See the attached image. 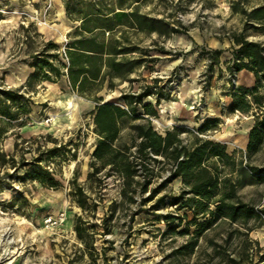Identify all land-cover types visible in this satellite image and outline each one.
<instances>
[{"label":"rangeland","instance_id":"374dc122","mask_svg":"<svg viewBox=\"0 0 264 264\" xmlns=\"http://www.w3.org/2000/svg\"><path fill=\"white\" fill-rule=\"evenodd\" d=\"M100 1L116 11L136 9L159 19L155 26L163 33L136 31L127 25L103 32L99 39H117L121 45L137 47L126 58L143 54L145 60L127 76L112 79L109 88L105 79L90 93H78L68 85L64 52L80 22L66 15L64 0H0V89H19L22 103L30 108L28 115L7 127L0 149L16 162L21 156L32 163L41 157V166L57 181L49 187L19 177L22 169L8 176L13 169L0 168V264H216L217 260L210 258L209 239L222 245L224 254L239 256L242 237L231 234L234 226L227 222L204 233L194 253H174L194 231L191 226L188 234H165L163 214L181 217L177 231L190 219L188 212L184 219V210H177L171 202L181 191L180 179L171 180L151 200L141 202L169 174V165L158 157L160 162H151L153 175L147 190L136 192L133 201L123 197L122 179L110 172L109 166L95 162L97 172L91 167V152L98 138L91 112L103 102L124 107L121 94H136L150 85L155 94L142 102L155 105L156 117L148 118L153 129L161 135L175 126L188 129L181 134L183 143L188 144L197 128L194 123L213 103L221 115L219 123L201 136L229 143L226 150L234 156L235 165L231 173L229 166L222 168V175L239 180L236 193L242 201L264 209V181L240 174L247 165H264V145L248 157L246 148H238L233 140L254 121L255 113H230L226 105L238 86L236 75L228 69L235 39L243 37L264 50V22L251 16L252 9L264 5V0ZM170 29L186 30V34ZM48 41L56 44L48 52L56 53L53 64L65 75L56 78L49 73L50 80H45L39 73L28 83L34 69L30 56ZM215 49L222 51L218 63L207 54ZM96 96L102 100L97 101ZM137 123L143 121H123L115 143L132 146L131 125ZM49 149L54 152L46 153ZM75 185L85 193V208L72 194ZM162 195L164 201L153 209ZM170 223L179 222L174 219ZM250 225L249 238L264 247V217Z\"/></svg>","mask_w":264,"mask_h":264},{"label":"trees","instance_id":"16d2710c","mask_svg":"<svg viewBox=\"0 0 264 264\" xmlns=\"http://www.w3.org/2000/svg\"><path fill=\"white\" fill-rule=\"evenodd\" d=\"M100 0H64L66 15L79 21L80 25L74 28V38L66 44L64 52L67 59L66 77L70 89L78 93H90L92 87L100 81L107 79L108 88L112 86V79H121L132 73L142 65L145 60L143 54L137 58H126L137 50L135 45H121L117 39H99L103 32L112 31L116 26L127 25L136 31L163 32L155 26L159 19L139 14L136 9L125 12L122 8L104 7ZM254 20L264 22V5L251 11ZM172 33L186 34V30L170 29ZM233 56L228 64L232 76L240 70L252 73L255 83L252 87L238 85L229 95L231 103L227 106L229 112L240 113L254 112L255 118L248 131L246 153L248 157L259 151L264 145V50L256 42L248 41L243 37L235 39ZM55 49L56 44L48 41L43 48L30 56V66L33 69L28 76V83L39 73L43 79L50 80L49 73L56 78L65 75L59 67L53 64L52 58L56 53H49ZM208 56L218 63L222 54L215 49L207 52ZM157 79H154L156 82ZM155 93L150 85H145L138 93H123L120 96L124 107L110 102L98 103L92 110L95 132L98 135L91 152V167L97 172L99 167L109 166L110 172L122 179L121 195L134 200V194L142 193L151 184L153 169L151 162H160L163 158L169 165V174L157 186L149 191L148 197L141 202L149 201L171 180L179 178L182 187L177 196L172 198V204L177 205V210H184L183 218L190 219L184 228L177 231V226L182 222L180 216L170 213L162 215L167 223L165 234H188L190 227H194L193 235L182 245L174 250L178 254H192L198 246V240L204 233L214 227L227 222L234 228L231 234L242 237V251L239 256L223 253L222 245L212 239L208 240L211 247V260L216 264H264V247L249 238L252 231L250 223L264 217V209H255L254 206L242 201L237 193L238 179L222 175V168L229 166L231 172L235 165L234 156L227 152L226 145L206 138L203 135L219 123L217 118L205 119L190 135V142L184 144L181 134L188 129L175 126L165 131L163 135L157 133L149 117H156L155 105L151 102H142L144 98ZM23 95L19 89H0V138L5 135L7 127L13 121L30 113V108L22 103ZM101 101V97H95ZM158 97L155 104H158ZM140 107V111L138 110ZM256 109V110H255ZM143 123L131 125L134 130L132 146L116 144L121 128V123L126 120H139ZM23 121V119H21ZM134 147V151L131 150ZM49 149L46 153H52ZM41 157L34 158V162L26 161L21 156L16 162L12 155L0 149V168L10 166L13 169L11 176L18 169L23 173L19 177H26L42 185L54 187L57 181L51 173L41 166ZM240 174L249 179L264 181V165H247ZM142 176V181L138 177ZM241 183V182H240ZM138 186V187H137ZM81 208H85L86 196L80 186L75 185L72 193ZM165 195L160 196L153 209L163 202ZM179 223L172 224L171 220ZM75 231L81 237L78 224ZM229 233V234H230ZM254 258H256L254 260ZM213 264V263H212Z\"/></svg>","mask_w":264,"mask_h":264},{"label":"crops","instance_id":"0c3cea01","mask_svg":"<svg viewBox=\"0 0 264 264\" xmlns=\"http://www.w3.org/2000/svg\"><path fill=\"white\" fill-rule=\"evenodd\" d=\"M236 78L238 80V85L240 86H244V87H252L255 83L254 77L252 75L251 72L247 71V70H240L239 72H237L236 74ZM231 103V98L228 96V101H227V106ZM238 112V111H235ZM235 112H230V113H235ZM240 113V112H238ZM221 117L219 111H217V109L215 108V106L213 105V103H211L210 106H207L203 109V113H201L200 118H198L197 122H195L194 124L196 125V127H198L205 119L207 118H217L219 119ZM252 123L248 126V128L245 130V132L242 133H237L234 135L233 140L234 142H236V146L240 149H244L246 148L247 145V139H248V131L250 129V127L252 126ZM223 144L227 146L229 145V143L225 142V141H220L217 140Z\"/></svg>","mask_w":264,"mask_h":264},{"label":"bare ground","instance_id":"6f19581e","mask_svg":"<svg viewBox=\"0 0 264 264\" xmlns=\"http://www.w3.org/2000/svg\"><path fill=\"white\" fill-rule=\"evenodd\" d=\"M236 83H237V81H236ZM68 100H69V99H68ZM70 100H71V99H70ZM71 103H72V102H70V101L67 103L68 107H71V105H70ZM235 143H236V142H235Z\"/></svg>","mask_w":264,"mask_h":264},{"label":"built area","instance_id":"2783aa9c","mask_svg":"<svg viewBox=\"0 0 264 264\" xmlns=\"http://www.w3.org/2000/svg\"><path fill=\"white\" fill-rule=\"evenodd\" d=\"M49 222L51 221V219L48 220Z\"/></svg>","mask_w":264,"mask_h":264}]
</instances>
